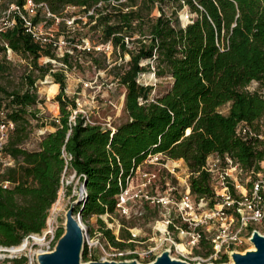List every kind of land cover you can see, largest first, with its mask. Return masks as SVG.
Segmentation results:
<instances>
[{
  "label": "trees",
  "instance_id": "obj_1",
  "mask_svg": "<svg viewBox=\"0 0 264 264\" xmlns=\"http://www.w3.org/2000/svg\"><path fill=\"white\" fill-rule=\"evenodd\" d=\"M34 1L45 2L56 15H61L67 5L90 7L98 2H114L118 5L114 8L116 15L103 20L105 40H114L124 50V37L138 32L146 36L147 42L140 41L138 49L131 51L122 74L129 119L112 134L99 125L85 123L80 115L74 124L69 122L68 107L74 102L63 97V76L54 74V82L59 85L54 97L60 109L58 121L53 120L54 130L42 134L36 148L28 150L22 143L29 136V119L35 115L29 110L36 103L35 95L2 88L15 106L9 109L15 126L4 145V152L15 159V165L0 170V183L9 182L7 187L0 184V246H16L45 228L61 175L68 169L85 183L82 202L74 207V213L80 211L85 220L115 212L117 194L149 154L161 152L171 159H183L190 172V190L196 196L211 190L209 174L202 166L212 152H229L245 170L260 168L264 140L244 142L236 137L235 127L239 121L252 124L264 116V100L246 89L252 79H261L264 73V0ZM156 1L160 14L152 17ZM166 3L174 6L170 15L163 9ZM127 6L135 8L122 13ZM183 6L195 14L185 25L178 16ZM4 37L13 49L36 59L37 45L19 26ZM68 55L63 58L66 62ZM153 55L156 73L167 72L172 84L165 93L149 100L151 87L139 85L136 76L148 68L139 63L140 59H152ZM33 67L37 68L36 60ZM144 76L152 78L151 73ZM25 79L32 81L30 72ZM55 83L48 95L56 91ZM138 98L143 102L139 103ZM63 153L70 159L65 160ZM104 226L100 220L102 235L111 245L126 246V230L119 233L124 241H117ZM62 232L63 228H58L55 238ZM82 258L87 260L85 244ZM12 261L24 264L27 257Z\"/></svg>",
  "mask_w": 264,
  "mask_h": 264
},
{
  "label": "rangeland",
  "instance_id": "obj_2",
  "mask_svg": "<svg viewBox=\"0 0 264 264\" xmlns=\"http://www.w3.org/2000/svg\"><path fill=\"white\" fill-rule=\"evenodd\" d=\"M122 2H125V0H122ZM162 6L168 15L174 11V6H171L170 3L163 4ZM117 7L118 5L115 3H103L99 6L94 5L90 7L67 5L64 8L63 17L59 19L60 24L57 26L54 36L61 35L65 40L66 44L63 50H65L64 53L69 54L67 62L63 60L64 57L61 56V52H56L57 50L54 47L47 46L45 49H42L37 46L38 55L36 59L32 54H22L16 51L15 54L17 56H15L14 61L8 65H4L5 72L0 76V100L6 101L9 109H13L14 105H11V98L3 94L2 88L6 89V91L12 89L29 91L35 95L36 103L29 107V110L32 113L34 112L35 115L29 119V136L22 143V147L28 150L36 148L42 135L39 131L43 130L45 133L54 130L51 122L60 114L58 101L54 98L59 90V85L54 82V74H61L63 76V97L66 100L74 102V106L71 105V108H76V102H79L82 106L81 109L86 112L91 121L98 122L104 127L108 125L115 127L129 119L125 107L126 86L121 78L127 69V62L131 51L138 49L140 41L146 43L147 38L138 32L132 37L125 36L124 42L126 43V48L124 50H121L119 45L114 44V40H105L102 28L103 20L110 17L113 19L114 15H116L114 8ZM130 8L129 6L123 7L122 13ZM134 8L132 7L131 9ZM159 8L160 5L156 1L150 16L157 17L160 14ZM146 10L145 7L144 12ZM178 16L181 23L185 25L186 17L190 16L189 18H191L195 14L190 12L187 6H183L178 10ZM112 19L108 21L109 24L112 23ZM86 42L91 46L90 51L81 49V46L84 43L86 44ZM56 53H58V56ZM46 57L51 58L52 61L45 63ZM35 60L37 68L33 67ZM139 63L148 66L144 71L137 74L136 82L141 86L151 87L149 100L165 93L170 88L172 84L171 76L167 72L156 73L157 67L154 58H142ZM39 68L46 70L41 72ZM29 72L32 78L31 82L25 79V75ZM41 73L43 74L42 76ZM148 73L152 74L151 79L144 76V74ZM44 79L47 80V83L40 84L39 81H43ZM258 80V89H264V76ZM50 83L51 85L55 83L57 89L54 93L48 95L45 86ZM141 101H143L142 98ZM226 109L227 107H223L222 111H226ZM253 129L256 133L264 136V116L253 123ZM175 165L179 166L176 167L174 173H171L168 168L171 169ZM144 172H156L155 185H143V181L145 180V177H143ZM189 175L188 167L183 159L168 158L160 163L143 162L139 169L136 170L128 185L130 198L133 197L134 193H138V196L128 200V214H123L119 208H115L113 214L106 212L100 216L92 215L85 220L80 215L81 226L84 228L88 236V242L91 244V253L92 255H96V258L87 255V260H83L81 257V261L84 263L90 260H97V257H105L103 250L112 252L116 247L111 245L102 235L100 220L104 222V228L110 229L112 234H118L122 229L127 231L125 227L136 230L138 236L133 238L134 241L132 242L125 241V248L129 246L143 250L147 246H150L155 247V256L160 254L164 249H159L161 243L158 236L152 235L153 226L157 220L161 221L166 218L165 216L175 222L179 218L176 209L157 205L156 201L151 202L145 198V195H156L159 193L157 196L178 197L185 189V182H189ZM251 178L248 173L239 175L243 188L249 185L248 183ZM81 183V180H79V177L73 171L69 169L65 170L61 175L60 187L57 191V197L59 195L62 197V208L53 211V203L48 210L45 228L40 233L31 234L23 238L20 243H24L25 245L23 250L16 253L3 252L4 255L0 257V264H13L12 260H19L24 256L27 257V261L24 264H38L36 254L41 251H50L54 247L57 241L55 231L58 228H63L65 212L71 201L78 197ZM205 195L207 199L206 208H212L215 204V199L211 190ZM81 202L82 199L79 204ZM79 204L75 206L77 207ZM252 228L264 234V223L254 225ZM252 246V243H245L237 248V251L243 252ZM164 247L166 248V246ZM155 256L147 257L141 253L136 257L122 255L107 256L105 259L136 260L140 264H146L154 259ZM170 256L181 259L175 253L170 254Z\"/></svg>",
  "mask_w": 264,
  "mask_h": 264
},
{
  "label": "built area",
  "instance_id": "obj_3",
  "mask_svg": "<svg viewBox=\"0 0 264 264\" xmlns=\"http://www.w3.org/2000/svg\"><path fill=\"white\" fill-rule=\"evenodd\" d=\"M100 4H103V2H98L96 5L99 6ZM62 14L56 15L52 13L45 2L0 0V76L4 65L12 63L15 56H17L15 54L16 50L11 47L4 34L18 26L24 33L29 35L39 48L54 47L57 50L56 52L60 51L61 56L64 57L66 53H64L65 50L63 48L66 42L61 35L54 36L55 30L60 24L59 19L63 17ZM189 17H186V23L189 21ZM81 47L83 50H91V46L87 42ZM153 58H155V55H153ZM44 61L46 63L52 61V59L46 57ZM39 82L40 84H46L47 80L44 79ZM258 86L259 80L252 79L247 84L246 89L249 92L257 93L264 100V89H258ZM138 101L139 103L143 102L141 98H138ZM76 103V108L68 107L71 110L69 122L74 124L75 117L80 115L84 118L85 123L99 125L102 129L109 130L110 134L115 131L117 126L108 125L104 127L98 122L91 121L86 112L81 109V104L79 102ZM9 112L6 101L0 100V170L15 165V159L4 152V145L7 142L8 135L15 126L14 120L9 117ZM55 120L58 121L57 119ZM253 123L249 124L245 121H239L235 127L236 137L244 142L264 139V136L254 131ZM39 133L43 134L44 131H39ZM63 156L65 160L70 159V156L65 153H63ZM165 159H168V157L161 152H157L149 154L143 162L160 163ZM141 164H138L134 173L127 177L126 185L116 196V209L119 208L123 214H128V200L138 196L136 192L130 198L128 185ZM259 164L260 168L257 170L253 168L245 170L240 162L229 152L210 153L206 157L202 169L209 174L210 189L215 199V204L212 208H206V195L196 196L191 192L189 182H185L184 191L178 197H173L174 199L167 196H157L159 193L156 195H145L146 199L151 202L156 201L157 205L176 209L179 218L175 222L165 216L166 218L163 220L156 221L152 228V235L158 236L161 243L159 249H168L170 254L175 253L182 260L188 262L204 263L214 261L216 263L219 260H224L221 263H230L233 250L237 251V248L245 243H251L252 230H257L252 228V226L264 223V158ZM178 166L175 165L171 169L168 168V170L174 173ZM247 173L252 178L248 183L249 185L243 188L239 175ZM143 177H145L143 185H155L156 172H144ZM0 184L3 187H7L9 182L2 181ZM140 191L141 189L138 192L140 193ZM125 228L129 233V238L126 241H134L133 238L138 236L136 230ZM114 238L117 241H124L119 238V233L114 234ZM84 243L87 247V255L96 258V255L91 253V244L88 242L86 232ZM154 249L155 247L150 246L143 250H139L136 247L119 248L116 246L112 252L103 250L105 257H97V260L107 258V256L127 255L136 257L141 253L150 257L155 256L156 250Z\"/></svg>",
  "mask_w": 264,
  "mask_h": 264
},
{
  "label": "water",
  "instance_id": "obj_4",
  "mask_svg": "<svg viewBox=\"0 0 264 264\" xmlns=\"http://www.w3.org/2000/svg\"><path fill=\"white\" fill-rule=\"evenodd\" d=\"M79 195L72 200L65 212L62 234L50 251H41L36 254L38 264H140L136 260H90L82 262V251L84 247L85 230L80 225V211L74 213V207L83 198L86 192L85 183H81ZM250 242L253 249L243 252L232 251L230 263L213 262H188L186 260L170 256L169 250L164 249L154 259L146 264H264V234L258 230H252Z\"/></svg>",
  "mask_w": 264,
  "mask_h": 264
},
{
  "label": "bare ground",
  "instance_id": "obj_5",
  "mask_svg": "<svg viewBox=\"0 0 264 264\" xmlns=\"http://www.w3.org/2000/svg\"><path fill=\"white\" fill-rule=\"evenodd\" d=\"M50 86H51V83L48 84V87L47 89H45L47 92L50 90ZM170 161V160H169ZM81 188V187H80ZM80 191V189H79ZM61 200H62V197L59 195L56 199V201L54 202L53 206H52V210L53 211H56V210H60L62 207H61ZM81 225V223H80ZM25 248V245L24 243L23 244H20L19 246H11V247H8V248H3L0 246V257L2 255H4L5 252H10V253H16L18 251H21ZM250 249H253V246L250 248ZM4 252V253H3Z\"/></svg>",
  "mask_w": 264,
  "mask_h": 264
}]
</instances>
